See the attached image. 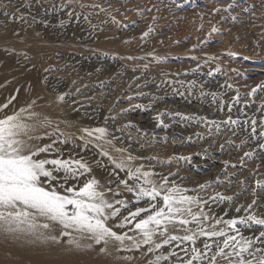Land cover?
Listing matches in <instances>:
<instances>
[{
  "label": "rangeland",
  "instance_id": "1",
  "mask_svg": "<svg viewBox=\"0 0 264 264\" xmlns=\"http://www.w3.org/2000/svg\"><path fill=\"white\" fill-rule=\"evenodd\" d=\"M12 96L0 118L25 108L26 146L56 141L57 151L40 158L86 162L91 171L70 184L99 181L120 209L107 221L118 233L140 240L134 225L149 213L135 220L129 213L162 206L172 187L194 198L191 212L208 217L206 231L236 235L216 221L264 218V187L256 183L264 185V0H0V105ZM97 128L106 134L84 131ZM153 185L161 192L155 201L128 191ZM125 217L131 223L115 227ZM237 227L246 238L264 231L251 221ZM46 231L59 237L61 227ZM168 234L185 232L169 225ZM67 239L31 242L0 232V264H149L172 250L186 260L181 249L192 246L173 242L149 253L148 245L127 250L131 241L110 240L101 252L103 243L85 240L93 247L75 250ZM223 239L200 236L196 247L207 240L214 252ZM161 264L179 262L173 256Z\"/></svg>",
  "mask_w": 264,
  "mask_h": 264
},
{
  "label": "snow or ice",
  "instance_id": "2",
  "mask_svg": "<svg viewBox=\"0 0 264 264\" xmlns=\"http://www.w3.org/2000/svg\"><path fill=\"white\" fill-rule=\"evenodd\" d=\"M213 31L216 29L213 28ZM144 35L147 36L148 33ZM255 91L253 89V93ZM15 99V96L10 97L6 103L0 105V111L8 108ZM63 99V96L59 97V100L63 101ZM234 99L238 101L239 97ZM25 111V108H21L11 115H4L0 118V232L17 239L25 237L31 242L41 243H60L62 237H67V245L75 250L91 249L93 243L82 242L90 240L95 244L105 245L100 249L101 252L107 251L106 246L110 240L118 242L121 247L124 246L126 240L131 241V247L127 250H139L142 245H148L149 253L171 245L173 242H189L192 245L190 249H181L188 256L186 260L172 250L167 255L155 256L149 264H161L162 260H169L173 256L177 257L179 264H194V262L205 264L206 258L207 264H218V257L226 258L228 264H264V256H257V253L264 252V248L254 247V242L264 244V231H261L258 236L246 238L240 234L237 227L239 224H248L249 221L264 227V218L249 216L239 220L216 221L228 225L236 235H229L223 230L206 231L202 226V221L208 217L203 213L193 214L190 205L196 201L193 197L179 194L180 190L176 187L167 189L163 194L162 206L158 207L157 204L149 203L148 208H137L135 212L129 213L132 220L140 217L141 213H149L146 218L139 219L134 225V229L140 233V240L128 236L127 233L121 234L114 231L108 226L107 221L118 217L120 209L105 199L104 193L98 190L99 181L93 177L82 186L70 184L71 181H78L80 176L91 171L86 162L40 158L41 154H51L57 151L54 148L56 141L43 146H26L25 140L21 138L28 129V125L22 119ZM229 119L231 123H236V121H231V118ZM252 123L253 132H255L256 121ZM84 131L90 136L93 132L99 133L100 137L106 134L104 128L91 131L85 129ZM116 167L123 169V162L116 164ZM61 173L63 176L60 175ZM137 173H140L139 168L136 173L129 171V177L138 178ZM141 175L145 178V184L151 183L148 179L150 173L144 172ZM120 183L127 187V181L121 180ZM165 183H167L166 178ZM256 183L257 187H264L261 181ZM60 189L63 191L61 192ZM128 191L135 192L137 201L145 197L149 198V201H155L161 196V192L155 185L151 188L141 186L138 190L128 187ZM116 203L122 202L116 201ZM124 207L126 209L127 204H124ZM109 209L111 211H107ZM186 213L192 217L191 220L184 218ZM40 218L48 222L40 223ZM129 223L131 220L125 217L115 227L124 228ZM51 224L60 225L59 237L46 231L50 229ZM189 224H195L196 228H189ZM169 225L173 228L179 225L185 234L183 236L169 235ZM157 233L164 237L161 242H156L154 239ZM200 236L209 239L225 237V239L222 243H215L213 252V244L208 243L207 240L203 242V250L196 247ZM237 236L240 237L239 240ZM176 247L179 248L180 243H177ZM226 249H231V251H225ZM208 253L213 254L209 256ZM245 253L252 259H246ZM232 257L236 259L233 261Z\"/></svg>",
  "mask_w": 264,
  "mask_h": 264
},
{
  "label": "bare ground",
  "instance_id": "3",
  "mask_svg": "<svg viewBox=\"0 0 264 264\" xmlns=\"http://www.w3.org/2000/svg\"><path fill=\"white\" fill-rule=\"evenodd\" d=\"M103 92H104V91H103ZM195 107H196V106H195ZM101 115H102V114H101ZM204 154H205V153H204ZM207 172H208V171H207ZM207 172H206V173H207ZM193 174H194V173H193ZM201 193H202V192H201Z\"/></svg>",
  "mask_w": 264,
  "mask_h": 264
}]
</instances>
